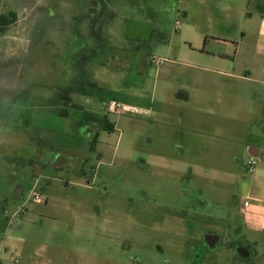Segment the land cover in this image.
Here are the masks:
<instances>
[{
	"label": "rangeland",
	"instance_id": "374dc122",
	"mask_svg": "<svg viewBox=\"0 0 264 264\" xmlns=\"http://www.w3.org/2000/svg\"><path fill=\"white\" fill-rule=\"evenodd\" d=\"M258 8L0 0L18 18L0 31V264H257L239 254L243 238L264 254V234L241 227V201L264 194V83L238 81L235 95L213 74L212 86L193 48L239 43L225 71L264 80ZM128 20L147 35L130 37ZM111 100L135 111L109 112Z\"/></svg>",
	"mask_w": 264,
	"mask_h": 264
},
{
	"label": "crops",
	"instance_id": "0c3cea01",
	"mask_svg": "<svg viewBox=\"0 0 264 264\" xmlns=\"http://www.w3.org/2000/svg\"><path fill=\"white\" fill-rule=\"evenodd\" d=\"M257 16L259 17V28L258 35L261 38V41L256 43V47L260 54L264 55V10L263 8L257 9ZM218 43L221 49H218L215 46L210 45V41H204L200 43L197 47L193 48V51H196V66L199 69L206 71L209 74L205 75V80L209 81L212 86L217 85L218 82L214 79L213 74L219 75L221 78H224L228 81H234L233 92L236 95L240 94L238 81H253L258 80L259 83H264L263 79H255L252 76L246 74H240L235 72L234 67H232V71H225L226 63H231L233 66L237 63L236 53L239 46V43L235 42H227L224 40H215ZM211 46V47H209ZM230 46H234L236 48V52L233 55L228 48ZM202 57H205L206 66L201 65L202 63L199 60ZM213 65L215 67H213ZM194 81L200 87H203V84L199 82L197 76H195ZM239 98V97H237ZM107 120V119H106ZM110 122V120H107ZM112 123V122H111ZM115 129V124L113 123V130ZM112 130V131H113ZM108 132V131H107ZM249 153L260 154V149L256 147H250ZM262 192V190L260 191ZM243 198H249L250 202L246 209L242 210L241 213V227L247 231H253L254 233L264 234V194L251 196L246 194ZM247 245L241 244V253H239L243 258L249 259L251 256L255 258H259V262L257 264H264V254L259 251L260 243L258 240H247V238H243ZM249 242V243H248Z\"/></svg>",
	"mask_w": 264,
	"mask_h": 264
},
{
	"label": "built area",
	"instance_id": "2783aa9c",
	"mask_svg": "<svg viewBox=\"0 0 264 264\" xmlns=\"http://www.w3.org/2000/svg\"><path fill=\"white\" fill-rule=\"evenodd\" d=\"M149 61L151 64L159 65V64L163 63L165 61V59L155 58V57L151 56ZM107 109L109 112L117 113V114H123L126 112L135 111L134 107L125 105V104H123L119 101H116V100L108 101L107 102ZM249 154H250V156H249L247 163H246V171L248 173H253L254 172L255 159H256V157H258V154H256V155L253 153H249ZM33 195H34L35 199H39L38 194L34 193ZM249 202H250L249 198H243L241 201V209L242 210L246 209L249 205Z\"/></svg>",
	"mask_w": 264,
	"mask_h": 264
},
{
	"label": "trees",
	"instance_id": "16d2710c",
	"mask_svg": "<svg viewBox=\"0 0 264 264\" xmlns=\"http://www.w3.org/2000/svg\"><path fill=\"white\" fill-rule=\"evenodd\" d=\"M17 13L15 10L9 9L6 13L0 14V31L3 32L4 28L14 22L17 21ZM100 36V32H96ZM100 122L101 130L112 132L113 130V123L108 122L106 118H102ZM98 143V139L96 134H94L92 142H91V149L95 150L96 145Z\"/></svg>",
	"mask_w": 264,
	"mask_h": 264
},
{
	"label": "water",
	"instance_id": "95a60500",
	"mask_svg": "<svg viewBox=\"0 0 264 264\" xmlns=\"http://www.w3.org/2000/svg\"><path fill=\"white\" fill-rule=\"evenodd\" d=\"M127 27L131 28L130 33H128L130 37L145 36L149 30V24H142L134 20H128ZM206 240L209 244H213L217 240V237L214 234H207Z\"/></svg>",
	"mask_w": 264,
	"mask_h": 264
}]
</instances>
